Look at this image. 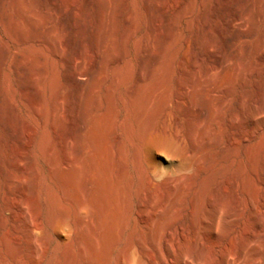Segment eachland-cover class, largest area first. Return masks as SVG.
<instances>
[{"label": "rangeland", "instance_id": "1", "mask_svg": "<svg viewBox=\"0 0 264 264\" xmlns=\"http://www.w3.org/2000/svg\"><path fill=\"white\" fill-rule=\"evenodd\" d=\"M66 207L91 264L168 233L195 264H264V0H0L7 264L39 215L60 256Z\"/></svg>", "mask_w": 264, "mask_h": 264}, {"label": "bare ground", "instance_id": "2", "mask_svg": "<svg viewBox=\"0 0 264 264\" xmlns=\"http://www.w3.org/2000/svg\"><path fill=\"white\" fill-rule=\"evenodd\" d=\"M175 123L176 124L178 123L177 117L175 119ZM157 130H158V128H157ZM156 133L160 134L161 132L157 131ZM162 133H163V131H162ZM152 134H153L152 130H150L147 133L146 136H147L148 142L153 141ZM179 141L180 140L176 135L172 141H168L166 143L168 144L169 147L174 149L175 145L178 144ZM70 163H72V162H70ZM71 166H73V165L71 164ZM25 188H28V187H25ZM7 203H8V201H7ZM87 208H88L87 205L83 204V205H81V207L79 209L83 210V209H87ZM220 211H221V209L218 210V212H220ZM153 213L156 214L155 212H153ZM15 215L17 216V214H14L13 216L15 217ZM18 216H20V215H18ZM2 223H4V222H2ZM30 223H32V224L30 225ZM30 223L27 226H28V236H29V241H30L29 243H31V246H30L31 247V253H29V255L31 254V256H32L31 260L32 261L30 263H27L26 261H24L22 259H18L16 264H91L90 260L93 259L89 253L91 250L88 251L89 249L87 248L88 249L87 250L84 247L85 245H83V242L82 243L79 242L77 248L68 247V243H69V241L71 239V235L74 231V226H73V223L71 221L69 208L66 207L64 209H61L57 215L52 217V227L54 228V230L56 231V234L58 235L59 244H62L65 246L64 249L61 251V255L58 257H55V253L53 251H51L50 238H46V241H44L45 243L43 245H41L42 243L39 245L38 243H40V242L39 241L37 242V240L35 239L37 236L39 237V235H41V236H43V235L45 236L47 234L49 235V232H50L49 229L46 228L49 225H47L46 223L45 224L47 226L44 225L42 216H40V215L38 216L37 222L36 223L34 222L35 224H33V222H30ZM4 229L3 228L0 229L1 230L0 231V264H7L6 257L10 258V257L6 256L7 255L6 252H8V251L11 252V250L13 249L12 247L9 246V248H11V250H8L9 248L7 247V245L9 242L13 243V245H15L17 249H19V248L23 249L24 245H25L23 235L21 234L19 229L13 228L12 231L10 229H7L8 231L10 230L11 232H8L7 234L4 232V234H2L3 235L2 236L1 233L3 232ZM192 233L193 232H191V234ZM96 234L97 233H95V235ZM48 235H47V237H48ZM91 235H93V233ZM96 236H98V235H96ZM93 237H95V236L93 235ZM190 237L192 238V236H190ZM42 238H44V237H42ZM182 238H183V236H182ZM35 241L37 243H35ZM194 241H195V239H194ZM11 243L9 245H12ZM153 246H154V251L149 252L141 244H139L137 242H131L127 246V248L125 249V252L120 259V264H177L178 262H180L181 264H195V255H194L193 250L188 245H185V244L179 245V243H177L175 241L172 234L168 233L167 235H165V237L163 238L162 245L157 243V242H153ZM231 246H232V244H231ZM15 252H16V250H15ZM18 252H20V251L18 250ZM11 253H13V250ZM245 253H246V250L243 249L242 255L244 256ZM13 254H11L12 258L14 256ZM92 256H93V253H92ZM14 257L18 258L19 256H14ZM229 257H228V259H229ZM228 259H226L223 264H230V261ZM9 261H10V259L8 260V262ZM197 264H200V261H198Z\"/></svg>", "mask_w": 264, "mask_h": 264}]
</instances>
